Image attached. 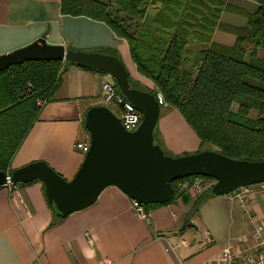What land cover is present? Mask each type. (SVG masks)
<instances>
[{
  "label": "crops",
  "instance_id": "crops-1",
  "mask_svg": "<svg viewBox=\"0 0 264 264\" xmlns=\"http://www.w3.org/2000/svg\"><path fill=\"white\" fill-rule=\"evenodd\" d=\"M229 2L250 13L258 8L253 0ZM223 19L231 24L245 23V19L237 22L234 13H224ZM44 35L49 44L64 45L67 49H111L134 80L146 88L155 87L138 72L127 41L117 37L105 22L84 15L62 14L61 0H0V55L26 47ZM213 40L226 46L236 44V37L222 29L215 31ZM259 56L264 57V50H260ZM109 79L114 80L110 74L64 60L62 83L44 104L14 155L11 168L45 161L71 180L86 155L76 144L90 142L86 114L91 107L103 105L102 84ZM161 108L171 110L170 117L182 118L187 135L163 136L164 148L175 154L197 150L201 139L183 115L168 105ZM179 191L171 202L147 208L151 216L148 222L137 213L134 199L117 186L105 188L94 204L63 219H57L42 180L22 183L19 192L2 186L0 264H206L221 253L208 228L207 236L196 237L199 212L213 196L204 202L196 216L189 218L188 212L197 196L190 190ZM231 195L234 197L233 192ZM246 207L249 208L246 214L252 217L250 235L234 246L249 243L251 231L264 220L256 198ZM209 237L213 244L208 243Z\"/></svg>",
  "mask_w": 264,
  "mask_h": 264
},
{
  "label": "trees",
  "instance_id": "trees-1",
  "mask_svg": "<svg viewBox=\"0 0 264 264\" xmlns=\"http://www.w3.org/2000/svg\"><path fill=\"white\" fill-rule=\"evenodd\" d=\"M253 1L258 8L250 13L229 0H61V13L105 22L126 40L138 72L155 85L146 88L129 75L131 86L162 93L202 146L211 145L232 158L264 160V57L259 56L264 50V0ZM224 13L238 14L245 23L224 22ZM218 29L233 34L236 44L216 43L213 36ZM96 51L119 57L111 49ZM63 69L64 61L46 60L0 72V171H14L12 159L42 111L39 102L52 99L62 83ZM194 177L204 183L215 181L202 175L187 178ZM178 180L166 203L181 192ZM212 187L197 195L189 218L215 195ZM51 206L57 219H63Z\"/></svg>",
  "mask_w": 264,
  "mask_h": 264
},
{
  "label": "water",
  "instance_id": "water-1",
  "mask_svg": "<svg viewBox=\"0 0 264 264\" xmlns=\"http://www.w3.org/2000/svg\"><path fill=\"white\" fill-rule=\"evenodd\" d=\"M68 60L83 68L105 71L122 93L143 113L135 131H127L119 117L104 105L91 107L85 117L90 149L75 176L68 180L45 161L15 169L14 183L42 180L50 203L66 217L94 204L102 191L117 186L141 204L166 203L174 194V181L202 175L215 179V195L229 194L243 186L264 183V160L229 157L216 150L172 157L155 142L161 105L154 93L131 86L129 71L116 55L67 49L52 45L46 35L32 44L0 55V72L28 61ZM7 172L0 171V187Z\"/></svg>",
  "mask_w": 264,
  "mask_h": 264
},
{
  "label": "built area",
  "instance_id": "built-area-1",
  "mask_svg": "<svg viewBox=\"0 0 264 264\" xmlns=\"http://www.w3.org/2000/svg\"><path fill=\"white\" fill-rule=\"evenodd\" d=\"M156 97L160 105H167L162 93H157ZM44 106L46 102H39ZM102 104L117 115L127 131H135L139 128L143 113L122 93L115 80L109 79L102 84ZM90 142H78L76 147L87 153L90 149ZM178 180V179H177ZM177 187L182 190H190L194 195H200L205 191L203 180L199 177L180 178L177 181ZM264 186V183H259ZM6 187L11 191L19 192V185L12 181L11 173L7 172ZM253 185L243 186L235 189V198L238 199L239 205L243 208L250 202ZM134 208L141 218L150 221V213L144 204L134 199ZM245 212L248 214L247 210ZM186 244V240L182 241ZM209 244H213L214 240L209 237ZM206 264H264V221L261 226H257L252 232L251 238L245 249L240 246H232L231 248L221 251V253L210 258Z\"/></svg>",
  "mask_w": 264,
  "mask_h": 264
},
{
  "label": "rangeland",
  "instance_id": "rangeland-1",
  "mask_svg": "<svg viewBox=\"0 0 264 264\" xmlns=\"http://www.w3.org/2000/svg\"><path fill=\"white\" fill-rule=\"evenodd\" d=\"M227 14L230 15V13ZM234 18H237V22H240L238 21L239 19H245L244 17L238 14H234ZM223 21L227 22L226 19H223ZM229 21L233 20L230 19ZM170 113L171 110L161 108L159 121L155 128V142L157 144H160L163 148L165 141L163 136H187L184 134L186 127H184L182 123V118L179 117L176 119L174 117H170ZM173 123H175L176 126H173ZM213 149L214 147H212L211 145L205 144L204 146H202L201 144L197 148V150L186 152L184 154H175L169 152L166 149L165 151L168 155L172 157H179L204 150ZM176 184L178 185V183ZM214 184L215 181H206V183H204L205 190ZM255 185L257 184H254L252 187L253 193L251 194L250 201L256 198L259 204L261 205V209L264 212V186ZM233 194L235 196V192H233ZM212 196L213 199H208V201L202 206L199 212V230H196V237L197 239H201L202 237L204 238V236H207L206 229L208 228L216 239V243L218 245L217 247L219 248V250L223 251L225 249L231 248L232 246L240 242L242 239L250 235L249 231L252 226V222L250 219H252V217L247 215L245 212V210L249 211V208L241 207L239 205L238 199H235L231 195V193ZM263 221L264 220L260 222ZM247 245L248 243L240 244V248L245 249Z\"/></svg>",
  "mask_w": 264,
  "mask_h": 264
}]
</instances>
